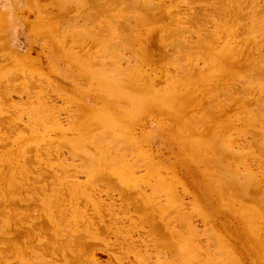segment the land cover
Masks as SVG:
<instances>
[{
  "label": "rangeland",
  "instance_id": "374dc122",
  "mask_svg": "<svg viewBox=\"0 0 264 264\" xmlns=\"http://www.w3.org/2000/svg\"><path fill=\"white\" fill-rule=\"evenodd\" d=\"M262 76L264 0H0V264H264ZM133 142L179 201L163 228L127 200L152 195Z\"/></svg>",
  "mask_w": 264,
  "mask_h": 264
},
{
  "label": "bare ground",
  "instance_id": "6f19581e",
  "mask_svg": "<svg viewBox=\"0 0 264 264\" xmlns=\"http://www.w3.org/2000/svg\"><path fill=\"white\" fill-rule=\"evenodd\" d=\"M106 2V1H105ZM112 2V1H111ZM125 2H126V0H125ZM115 3V2H114ZM131 3V2H130ZM130 3H129V5H130ZM107 4V3H106ZM128 4V3H127ZM104 5V4H103ZM103 5L101 6V8L103 7ZM109 5V4H108ZM117 5V4H116ZM96 6V5H95ZM99 6V7H100ZM115 6V5H114ZM106 6H104V8H105ZM110 7V6H109ZM147 7V6H146ZM108 8V7H107ZM97 9V8H96ZM108 11L110 10V9H107ZM113 10V9H112ZM102 15V14H101ZM129 19V18H128ZM123 20H126V19H123ZM174 21V20H173ZM118 23V22H117ZM121 24V23H120ZM124 24H126V23H124ZM119 25V24H118ZM120 26V25H119ZM124 26V25H123ZM122 27V26H121ZM186 27V26H185ZM107 30V29H106ZM174 30V29H173ZM120 31V30H119ZM180 31H181V29H180ZM133 32V31H132ZM122 33H123V31H122ZM128 33V32H127ZM176 33V32H175ZM180 33V32H179ZM126 34V33H125ZM166 34V33H165ZM177 34V33H176ZM121 35V34H120ZM124 35V34H123ZM122 35V36H123ZM129 35V34H128ZM127 36V35H126ZM131 36V35H130ZM179 36V35H178ZM181 36H182V34H181ZM180 36V37H181ZM208 36V35H207ZM177 37V36H176ZM175 37V38H176ZM213 37V36H212ZM121 38V37H120ZM125 38V37H124ZM172 38H173V36H172ZM179 38V37H178ZM207 38V37H206ZM209 39V36H208V38H207V40ZM180 40V39H179ZM182 41H184V40H182ZM204 41H205V39H204ZM130 42V41H129ZM128 42V43H129ZM175 42V41H174ZM183 43V42H182ZM174 44V43H173ZM180 44V43H179ZM184 44V43H183ZM187 44V43H186ZM258 44V43H257ZM113 46L115 47L116 45H114L113 44ZM128 46V45H127ZM126 46V47H127ZM196 46V45H195ZM257 46V45H256ZM110 47V46H109ZM171 48V47H170ZM198 48H200V47H198ZM125 49V48H124ZM159 49V48H158ZM177 49V48H176ZM109 50V49H108ZM169 50V49H168ZM187 50V49H186ZM111 51V50H110ZM117 51V50H116ZM119 51V50H118ZM137 51V50H136ZM180 51V50H179ZM194 51H195V49H194ZM172 52V51H171ZM175 52V51H174ZM184 52V51H183ZM196 52V51H195ZM194 52V53H195ZM173 54V53H172ZM165 55V54H164ZM263 55V54H262ZM250 56V55H249ZM259 56V55H258ZM121 58V57H120ZM256 58V57H255ZM262 58V57H261ZM133 60V59H132ZM154 62V61H153ZM132 63V62H131ZM259 63V62H258ZM116 65V64H115ZM101 66V65H100ZM130 66V65H129ZM116 67V66H115ZM115 67H114V69H115ZM128 67V66H127ZM132 67V66H131ZM99 68H101V67H99ZM126 68V67H125ZM246 68V67H245ZM111 69V68H110ZM109 69V70H110ZM118 69V68H117ZM185 69V68H184ZM112 70H113V68H112ZM111 70V71H112ZM131 70V69H130ZM258 70V69H257ZM186 71V70H185ZM245 71V70H244ZM114 72V71H113ZM183 72V71H182ZM253 72V71H252ZM258 72V71H257ZM105 73V72H104ZM115 73H116V71H115ZM123 73H125L124 72V70H123ZM254 73V72H253ZM257 74V73H256ZM117 75V74H116ZM179 75V74H178ZM259 76V75H258ZM118 77V76H117ZM116 77V78H117ZM145 77H147V76H145ZM246 77H247V75H246ZM253 77V76H252ZM251 77V78H252ZM263 77V76H262ZM119 78V77H118ZM122 78V77H121ZM120 78V79H121ZM264 78V77H263ZM262 78V79H263ZM113 79H114V77H113ZM123 79H126V77L125 78H123ZM200 79V78H199ZM112 80V79H111ZM116 80V79H115ZM127 80V79H126ZM129 80V79H128ZM147 80V79H146ZM197 80V79H196ZM252 80V79H251ZM255 80V79H254ZM258 80V79H257ZM114 81V80H113ZM117 81V80H116ZM147 81H150V80H147ZM129 82V81H128ZM197 82V81H196ZM114 84H115V81L113 82ZM245 83V82H244ZM124 84V83H123ZM128 84H131V83H128ZM128 84H126L125 83V85H121V86H126V85H128ZM133 84V83H132ZM116 85V84H115ZM134 85V84H133ZM157 85V84H156ZM236 85V84H235ZM130 85H128V87L127 88H129L130 89V87H129ZM136 86V85H135ZM146 86V85H145ZM237 86V85H236ZM116 87H119L118 85L116 86ZM123 87V88H124ZM147 87V86H146ZM148 88V87H147ZM236 88V87H235ZM142 89V88H141ZM148 89H146L145 88V91H147ZM127 91H129V90H127ZM144 91V92H145ZM143 92V91H142ZM131 93V92H130ZM157 94V93H156ZM156 94H150V93H148V95H142V96H140V98H139V102L141 103V102H143L144 103V105H146L145 103H147V102H153V101H156V103L157 104H159L160 103V100L158 99V97L156 96ZM158 95V94H157ZM259 99V98H258ZM259 100H261V99H259ZM211 101V100H210ZM264 101V100H263ZM163 102H161L160 104H162ZM149 104V103H148ZM164 105V104H163ZM167 106V105H166ZM262 106V105H261ZM148 107V106H147ZM161 107H163V106H160V107H156L155 108V110H159V111H161ZM168 107V106H167ZM166 107V108H167ZM130 109H132V108H130ZM135 109H138V108H134V109H132V111H133V116H135V114H137L138 112L135 110ZM169 109V108H168ZM255 109V108H254ZM260 109V108H259ZM264 109V108H263ZM142 110H143V107H142ZM170 110V109H169ZM206 110V109H205ZM83 111V110H82ZM140 111V110H139ZM144 111V110H143ZM142 111V112H143ZM254 114V113H253ZM204 116H206V115H204ZM199 121V120H198ZM209 121V120H208ZM225 122V121H224ZM196 123H199V122H196ZM203 123V122H202ZM201 123V124H202ZM185 124V123H184ZM95 125V124H94ZM97 125V124H96ZM128 126H129V128H130V126H131V124L129 123L128 124ZM98 129V128H97ZM125 129V128H124ZM187 129V128H186ZM99 130V129H98ZM100 130H101V128H100ZM106 130V129H105ZM104 130V131H105ZM93 131V130H92ZM107 131V130H106ZM190 131H192L191 129H190ZM202 131V130H201ZM81 133L83 132V131H80ZM80 132H78V134L80 133ZM84 133V132H83ZM216 133V132H215ZM225 133V132H224ZM104 135H105V137H104V135L102 136V137H100L99 136V142L98 141H93V142H98V143H101L102 144V142H104V140L105 141H107L106 139H108L107 137H110V136H107V135H109V133L107 134V132H106V134L105 133H103ZM88 135H90V134H88ZM110 135L112 136V134L110 133ZM181 135V134H180ZM247 135H249V134H247ZM254 135V134H253ZM193 136V135H192ZM211 136H214L215 137V135H211ZM210 136V137H211ZM224 136V135H223ZM226 136V135H225ZM104 137V139H103V141L101 140L102 138ZM254 137V136H253ZM256 137V136H255ZM101 138V139H100ZM213 138V137H212ZM227 138V137H226ZM97 139V138H96ZM214 139V138H213ZM213 139H211V140H213ZM217 139V138H216ZM64 140V139H63ZM72 140V139H71ZM95 140V139H94ZM100 140H101V142H100ZM110 140H113L112 138L111 139H109V142H106V143H110ZM119 140H121V139H119ZM122 140H125L124 138L122 139ZM182 140V139H181ZM228 140V139H227ZM258 140V139H257ZM69 141V140H68ZM186 141H187V139H186ZM210 141V140H209ZM208 141V142H209ZM215 141V140H214ZM49 142V141H48ZM65 142V141H64ZM115 142V143H114ZM118 142V141H117ZM116 142V140L115 141H113V143L112 144H118ZM183 142V141H182ZM196 142V141H195ZM198 142V141H197ZM213 142V141H212ZM258 142H260V141H258ZM46 143V142H45ZM51 143V142H50ZM63 142H61V144H62ZM105 143V144H106ZM194 143V142H193ZM201 143V142H200ZM216 143V142H215ZM254 143H255V141H254ZM263 143V142H262ZM107 144V145H108ZM120 144V143H119ZM186 144V143H185ZM188 144V143H187ZM199 144V143H198ZM219 144H221V143H219ZM47 145H48V143H47ZM64 145H65V143H64ZM64 145H62V146H64ZM120 145H124V144H120ZM126 145V144H125ZM124 145V146H125ZM133 150H138V154H139V158L141 159H139L141 162H143L144 163V167H146V171L148 172V174H150L149 176H151L152 178H150V180L148 181V186L150 187V191H151V196H149V195H147L146 193H147V190L145 189L144 190V188L142 189L141 187V189H137L138 187H135V185H130L129 186V184H127V185H125V186H127V188H128V192H125V193H129L128 195H127V200H129V202H132L134 205H136V207H146L147 209L149 208V212H147V213H153V215L152 216H154V213H155V215L160 219L159 221L161 222V224H160V222H158L157 223V225L159 226V227H162V226H165V224L166 223H171V218H172V214H174V213H176V214H178V213H180L178 210H180V209H178V206H179V201L177 200V198H176V196L173 194V191L172 190H169V186H168V183H167V181H165L163 178H161L160 176H158V175H155L154 173V175L152 174V167H150V166H148V164H150V163H148L149 161H151L148 157H147V155L145 154V153H143L140 149H139V147H135L136 146V144H135V142H133ZM191 145V144H190ZM193 145V144H192ZM257 145H258V143H257ZM45 146H46V144H45ZM66 146V145H65ZM64 146V147H65ZM104 146V145H103ZM109 146V145H108ZM113 147H114V145H112ZM127 146H129L130 147V145H127ZM200 146V145H199ZM206 146V145H205ZM218 146V145H217ZM48 147H50V146H48ZM54 147V146H53ZM107 147V146H106ZM117 147V146H116ZM126 147V146H125ZM192 146H190V148H191ZM210 147V146H209ZM215 147V146H214ZM43 147H41V149H42ZM51 148V147H50ZM56 148V147H55ZM60 148H62L61 146H60ZM60 148H58V149H60ZM86 148V147H85ZM115 148V147H114ZM188 148V147H187ZM192 148H194V147H192ZM205 148V147H204ZM218 148V151L220 152H224L225 150L228 152L227 153V155H230L231 154V152H235L234 150H231L230 149V145L228 144L227 146L224 144V145H220L219 147H217ZM87 149H89L90 150V148H88L87 147ZM92 149V148H91ZM213 149V148H212ZM258 149H260V148H258ZM46 149H44V151H45ZM93 150V149H92ZM198 150V149H197ZM206 150H208V149H206ZM39 151V150H38ZM87 151V150H86ZM114 151V150H113ZM144 151V150H143ZM204 149H203V153H204ZM56 152V151H55ZM92 152V151H91ZM128 152V151H127ZM191 152H193V150L191 151ZM198 152H199V150H198ZM207 152V151H206ZM204 153V154H207V153ZM210 152V150L208 151V153ZM212 152V151H211ZM49 153V152H48ZM196 153V152H195ZM213 153V152H212ZM217 153V152H216ZM236 153H237V150H236ZM39 154H40V152H39ZM76 154V153H75ZM93 154H95V152L93 153ZM108 154H110V153H108ZM42 156H43V154H41ZM46 155V154H45ZM49 155V154H48ZM48 155H47V157H48ZM55 155H57V154H55ZM55 155H54V157H55ZM198 154H196V157H198L197 156ZM209 155H210V153H209ZM212 155V154H211ZM99 156V155H98ZM236 156V155H235ZM137 157V156H136ZM201 157L203 158V154L201 155ZM207 157V156H206ZM205 157V159H208V158H206ZM221 157V156H220ZM223 157V156H222ZM232 157V156H231ZM237 158H239L238 156H236ZM42 158V157H41ZM44 158H46V157H44ZM53 158V157H52ZM77 158V157H76ZM102 158H104L103 160H105V157H102ZM195 158V157H194ZM219 158V157H218ZM43 159V158H42ZM107 159V158H106ZM256 159V158H255ZM54 160V159H53ZM57 160V159H56ZM75 160V159H74ZM82 160V159H81ZM203 160H204V158H203ZM216 160V159H215ZM214 160V161H215ZM226 160V159H225ZM228 160H229V156H228ZM231 160V159H230ZM240 160V159H239ZM50 161V160H49ZM84 161V160H83ZM82 161V162H83ZM86 162H90V161H87V160H85ZM109 161V160H108ZM118 162H119V160H117ZM116 161V162H117ZM205 161V160H204ZM207 161V160H206ZM243 161V160H242ZM102 162V161H101ZM112 162V161H111ZM128 162V161H127ZM216 162V161H215ZM222 162V161H221ZM94 162H92L91 164H93ZM206 164H207V162H205ZM226 164H227V162H225ZM229 163V162H228ZM51 164V163H50ZM104 164V163H103ZM116 164V163H115ZM141 164V163H140ZM212 164H216V163H212ZM219 163L217 162V165H218ZM43 165V164H42ZM84 166H85V162H84V164H83ZM89 165H90V163H89ZM208 165V164H207ZM222 165V164H221ZM229 165H231V164H229ZM52 166V165H51ZM83 166V167H84ZM88 166V165H87ZM95 166V165H94ZM93 166V167H94ZM97 166V165H96ZM96 166L94 167V169L96 168ZM106 166V165H105ZM108 166V165H107ZM134 166V165H133ZM136 166H138V165H136ZM135 166V167H136ZM140 166V165H139ZM212 166V165H211ZM93 167H92V165H91V167H90V169L92 168L93 169ZM110 167V166H109ZM231 166H229L228 168V170H229V172L227 171V169H226V171L228 172V173H225L224 172V174L223 175H218V176H216V175H214V176H216V177H219V178H221V179H219V180H222V181H220L221 183H220V185L223 187V189L224 190H232V191H236V190H239V192H240V194H242V191H241V189H243L244 191H248L249 190V192L251 191V186L253 185V183H254V176L255 175H253V173H249V175L248 176H246V178H243L242 177V179L239 177V173H237L238 172V170L237 171H235V170H230L231 168H230ZM41 168L43 169V167L41 166ZM99 168H101L100 166L97 168V170L99 169ZM131 168H133V167H130L128 170L129 171H131L132 169ZM206 168V167H205ZM212 168V167H211ZM214 168H216V167H214ZM222 168H223V171L225 170L224 169V167L222 166ZM38 169V168H37ZM41 169V170H42ZM55 169V168H54ZM60 169V168H59ZM58 169V170H59ZM87 169V168H86ZM104 169V168H103ZM102 169V170H103ZM233 169V168H232ZM52 170V169H51ZM62 170V169H61ZM83 170V169H82ZM88 170H89V168H88ZM87 170V171H88ZM102 170L100 169V172H102ZM218 170H220V169H218ZM222 170V169H221ZM36 171V170H35ZM43 171V170H42ZM60 171V170H59ZM71 171H72V169H71ZM92 171V170H91ZM127 171V170H126ZM125 171V172H126ZM128 171V172H129ZM223 171H222V173H223ZM37 172H39V171H37ZM65 172H67L68 173V170L66 169L65 170ZM99 172V173H100ZM106 172V171H105ZM122 172V171H121ZM216 172H217V170H216ZM219 172H221V171H219ZM32 173V172H31ZM36 173V172H35ZM42 173V172H41ZM50 173H53V171L52 172H49V173H47V174H49L50 175ZM56 173H58L57 171H56ZM61 173V172H60ZM95 173V172H94ZM221 173V174H222ZM46 173H45V175H47ZM71 174V173H70ZM87 174V173H86ZM96 174H98V173H95V175ZM128 174V173H127ZM33 175V174H32ZM44 175V174H43ZM42 175V176H43ZM48 175V176H49ZM55 175V174H54ZM62 175H63V173H62ZM61 175V176H62ZM89 180H88V182H89V185H82V184H78V182L77 183H72V187H71V189L73 190V192L74 191H77L78 189H79V187H81V186H83V187H85V188H87L88 186H91L93 183H94V181L97 179L96 177H97V175H96V177H95V179H93V177L95 176V175H93L92 173H90L89 172ZM88 175H87V177H88ZM126 175V174H125ZM147 175V174H146ZM242 175H244V173L242 174ZM51 176H53V174L51 175ZM51 176H49V177H51ZM58 176V175H57ZM67 176V175H66ZM70 176V175H69ZM100 176H104V175H102V173L101 174H98V179H100ZM127 176V175H126ZM47 177V176H46ZM64 177V176H63ZM48 178V177H47ZM57 178V177H56ZM62 179V177H59V178H57V180H61ZM216 179H218V178H216ZM72 180V179H71ZM70 180V181H71ZM241 180H243V182L241 183ZM55 181V180H54ZM110 181V180H109ZM109 181H107V183L109 182ZM218 181V180H217ZM91 182H93V183H91ZM95 182H97V181H95ZM111 182V185H112V181H110ZM106 183V182H105ZM125 183H129V181L128 182H125ZM174 183V182H173ZM117 184V183H116ZM115 184V185H116ZM218 184V183H217ZM107 185V184H106ZM110 185V184H109ZM146 187V186H145ZM253 187H255V186H252V188ZM120 188V187H119ZM63 189V188H62ZM111 190H112V187L110 188ZM108 190V191H111V190ZM121 189V188H120ZM119 190V189H118ZM223 190V191H224ZM80 191V190H79ZM116 191V190H115ZM257 191V190H256ZM119 192V191H118ZM124 193V194H125ZM160 193H162V195L163 196H165L167 199H166V201L167 202H165V203H162L160 200H159V198H160ZM236 193V192H235ZM238 193V192H237ZM245 193V192H244ZM243 193V194H244ZM248 193V192H247ZM263 192H261V195H263L262 194ZM232 194V193H231ZM125 195V196H126ZM71 196H74V195H71ZM122 196V195H121ZM79 197V196H78ZM152 197V198H151ZM75 198H76V196H75ZM232 198V197H231ZM253 198V197H252ZM92 200V198H89V200ZM123 199H124V197H123ZM125 199H126V197H125ZM95 200V199H94ZM125 201V200H124ZM165 201V200H164ZM224 201V200H223ZM231 201V200H230ZM17 202V201H16ZM91 202V201H90ZM79 203H81V202H79ZM125 204H126V202H124ZM264 203V202H263ZM6 206V205H5ZM17 206V205H16ZM94 206H95V213H99L102 209H101V207H102V205H101V201L97 198L96 199V202L94 203ZM7 207V206H6ZM81 207V206H80ZM126 207V206H125ZM251 207V206H250ZM17 208H19V207H17ZM146 208H144L145 209V211H146ZM254 208V207H253ZM256 208V207H255ZM29 209V208H28ZM76 208H74V210H75ZM101 209V210H100ZM128 209V208H127ZM138 209H140V208H138ZM121 210V209H120ZM130 210V209H129ZM185 210V209H184ZM251 210V209H250ZM143 211V210H142ZM246 212V211H245ZM254 213H255V211H253ZM257 212V211H256ZM94 213V214H95ZM139 213H141L142 214V212L140 211ZM257 213H260L261 214V212H257ZM176 214L173 216V217H175L176 216ZM95 215H97V214H95ZM201 215V214H200ZM251 215H252V213H251ZM259 215V214H258ZM33 217V216H32ZM200 217V216H199ZM255 217H256V215H255ZM264 217V216H263ZM155 218V217H154ZM178 218V217H177ZM184 219V218H183ZM260 219H263V218H260ZM22 220V219H21ZM150 220V219H149ZM252 220V219H251ZM257 220V219H256ZM147 221V223L149 222L148 220H146ZM264 221V220H263ZM17 224V223H16ZM152 224V223H151ZM98 225V224H97ZM149 225V224H148ZM156 225V226H157ZM250 225V224H249ZM90 226V225H89ZM150 226V225H149ZM157 226V227H158ZM181 226H184V225H181ZM151 227V226H150ZM157 227H155V228H157ZM163 228V227H162ZM186 228V227H185ZM209 229V228H208ZM174 230V229H173ZM180 231H181V229H180ZM252 231V230H251ZM37 232V231H36ZM147 232H148V229H147ZM156 232V231H155ZM106 233V232H105ZM154 233V232H153ZM109 235V234H108ZM40 236V235H39ZM142 237V236H141ZM168 237H171L172 239L174 238V237H176L175 236V233L173 232V231H171L170 232V236H168ZM74 238V237H73ZM119 239V238H118ZM162 239V238H161ZM81 240V239H80ZM170 240V239H169ZM175 240V239H174ZM168 241V240H167ZM139 242V241H138ZM83 243V242H82ZM81 243V244H82ZM69 244V243H68ZM84 244V243H83ZM79 245V244H78ZM40 246H42V245H40ZM82 247V246H81ZM162 248V247H161ZM166 249V248H165ZM176 249V248H175ZM12 250V249H11ZM93 251V250H92ZM7 252V251H6ZM3 253V252H2ZM93 257H94V255H93ZM222 259V258H221ZM226 260V259H225ZM81 264V263H80ZM128 264V263H127Z\"/></svg>",
  "mask_w": 264,
  "mask_h": 264
}]
</instances>
